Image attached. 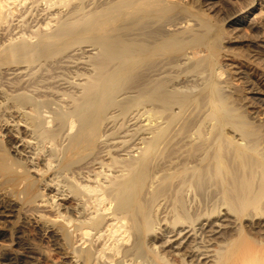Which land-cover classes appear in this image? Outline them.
Returning <instances> with one entry per match:
<instances>
[{
    "label": "bare ground",
    "instance_id": "6f19581e",
    "mask_svg": "<svg viewBox=\"0 0 264 264\" xmlns=\"http://www.w3.org/2000/svg\"><path fill=\"white\" fill-rule=\"evenodd\" d=\"M50 1L48 8L40 7L41 0H0V110L14 116L10 125L24 133L8 130L14 139L12 157L0 142V187L17 191L24 202L38 201L36 175L50 173L55 193L39 200L58 209L54 217L34 214L35 234L23 233V256L34 255V239L39 238L76 264H159L158 258L162 264H176L161 248L179 249L197 231L180 206L172 207L171 214L162 195L172 186L199 184L201 169L196 165L191 175L178 178L193 167L180 152L188 141L183 132L208 124L209 131L196 136L195 142L209 134L212 140L202 151L214 149L212 159L224 166V143L234 139L227 130L238 131L234 130V148L242 156L254 147L246 143L254 132L222 88L217 57L224 49L243 56L238 46H249L253 55L263 46L264 0ZM82 45L85 54L74 55ZM51 63L57 66L42 70ZM261 86L258 92L264 94ZM200 103L206 105L202 116L190 118L191 108ZM120 121L126 122L118 126ZM105 124L112 131H103ZM178 125L180 131L174 132ZM63 137L61 148L45 149ZM176 149L175 155L162 157L164 151ZM47 155L53 160L44 158L46 165L38 167L37 159ZM202 159L201 154L196 161ZM165 177L170 180L161 187ZM259 185L253 193L256 202L264 198V181ZM70 197L77 207L74 213L64 206L68 215L59 200ZM19 200L0 203V215L17 212ZM257 212L256 227L264 230V205ZM159 225H165L162 244L151 245L147 253L146 239ZM70 226L80 232L81 245L87 243L77 253L65 241L72 234ZM5 235L0 230V236ZM194 250L207 264L219 261L211 258L215 254L209 245ZM22 262L15 257L7 264Z\"/></svg>",
    "mask_w": 264,
    "mask_h": 264
},
{
    "label": "rangeland",
    "instance_id": "374dc122",
    "mask_svg": "<svg viewBox=\"0 0 264 264\" xmlns=\"http://www.w3.org/2000/svg\"><path fill=\"white\" fill-rule=\"evenodd\" d=\"M42 2L43 0H41L40 7L41 5H44V7L48 6V8L51 6L50 0H44L43 2L44 4ZM45 3H47V5ZM53 23H55V21H53ZM226 30L228 32H231V29L226 28ZM263 32H264V27L261 28V32H260L264 40ZM0 35L3 36L2 31H0ZM2 40L3 39H1L0 42ZM84 45L81 46L82 48H78L74 55L79 56L85 54L83 51ZM263 46H264V42H263ZM263 46L258 49L259 52L257 51L256 53L253 54L254 56L250 53L249 46H243V47L238 46L239 49L237 50L242 52L243 56L231 54L224 49L220 52V54L217 57L218 66L220 65L219 67L222 69L223 72L220 78L221 85L223 90L229 96V104L231 105L232 108L234 109L236 108L235 109L236 112L243 116V119L246 122V124L248 123L247 127L249 129L251 128V130L254 132L252 137L247 139L246 142L247 144L248 142H250V144L254 146L253 149H249L247 153V155L249 156L245 154L244 156H242L240 154L241 153L240 150L239 149L236 150L234 148L235 147L234 140L237 139V136L234 134V130L237 131L236 129H234L233 131L232 130L226 131V135H230L234 138L230 144L224 143L225 148L227 150L226 152L228 153H226V157L223 160L226 162L227 167L223 165V162H218L212 159L214 156V149L205 152L202 151L203 146H206L208 143H210V140H212V138L208 136L209 134L206 135L207 139L205 138L202 141L195 142L196 136L209 131L208 124L202 123L203 125L200 126H197V124H195L189 127L186 132H183L185 133V135L186 134L188 135L187 136L188 141H185L186 145L180 149V152L183 151L182 154L184 155V158L185 159L188 158L190 162L189 165L193 167L187 169L185 173L179 176L178 178L187 177L191 175L193 168H195L194 166L197 165V167L198 166L201 167L198 174L200 176V183L198 184L194 181V183L192 182L190 183V185L189 184L186 185L187 187L183 186L182 188H178V187L176 188L172 186L171 189L166 188L165 190L168 191L163 192L162 198L164 199L166 198V200L169 201V204L166 206L167 208H169V210H171V214H172V207L174 208V206L176 209H178L180 206V209L182 208L181 211L183 212L185 211V214L187 213L188 220L193 221L192 224H194V227L196 228L198 237L197 236L195 237V235L194 237L193 236L186 237L182 247L179 248L180 250L178 248H177L178 250L174 247L172 248L171 246L168 247L164 246L161 248L162 250L161 252L163 253V255H165V258L176 264H182V261L184 264H207V262H205V259L203 258L199 259V257L197 256L198 252H195L194 250L198 245H200L202 249L203 247L205 248L206 245H209V247L213 249L212 253L215 254L211 258L216 259V257H218L219 261H217V263H214V261H210L208 264L210 263L211 264L212 263L213 264H264V230H262L259 227H256L258 222L260 221V218L258 217V214L260 213H258L257 211L259 210L261 211V208L264 205V198H262L259 202H256L257 197L256 195H253L257 187L260 186L259 184L264 181V173H263L264 172L263 170L264 169V94L258 92V87L261 86L260 81L261 79L264 80V47ZM47 65H46L47 68L42 70H50L52 68H55L56 64L51 63ZM42 70H40V72L38 71L37 73L40 74ZM83 70L85 71V69H80L81 72H83ZM255 75L256 76L258 75L259 77L258 76L256 77ZM185 76L186 75L183 76L184 79L187 78V76L186 77ZM256 82L257 84H255ZM262 87L264 86H261L260 88ZM63 89L67 92L70 91L69 88L68 90H66L65 88ZM63 89L62 91H64ZM71 91L70 92L73 94L76 90L71 89ZM200 104L195 105L191 108L189 115L190 118H199L202 116L203 110L206 108V105H203V103ZM5 112L6 111L4 110H0V114H1L0 123H2L0 124V134H1L0 142L7 150L9 155L12 157L14 156V152H12L13 147L10 146L11 145L10 142L14 141V139L10 137L9 134L11 132L8 130L15 128V133L17 135H23L24 133H22V130H20V128L17 129L16 126L14 127L10 125L13 123V120H16V118L11 114ZM2 118L4 119V121ZM121 122L122 121H120L117 125L119 126ZM125 122L126 121H124L121 124V126H123ZM147 122L149 121L145 120L144 123ZM153 122H155V120H153ZM111 124H113V122ZM109 126L110 124L108 125L105 124L102 130L104 131L105 129H108ZM180 129L181 127H179L178 125L177 129H175L174 132H179ZM110 130L112 131V129L109 128L107 133H109ZM109 136H111L109 137V140L113 141L114 138H112V136L114 135L111 134ZM64 139H65L64 137L60 138L55 142V145L53 142H52L53 144H51V142L47 143L48 146L45 149L53 150V149L61 148L62 142L64 143L66 141ZM191 140H193L194 142H192ZM241 141H243L242 142L243 146H245L246 145L244 144L245 141L244 140ZM194 145L196 146V148H194ZM97 147L99 148V146ZM176 151L178 153L177 149L175 151L166 150V152L164 151V153H162L163 156L162 154L160 156L169 157L174 153L176 154ZM44 153L46 154L47 151H45ZM201 154L203 157L202 161L201 160L196 161L197 157H199V155ZM210 155L211 157H209ZM44 158L53 160V156H49V155H47V157L43 156L42 160L40 157L39 159H37V161H39L37 162L38 167H44L46 165V160H44ZM24 165L28 166V164L25 162ZM231 171L232 173L235 174H231L230 173ZM160 173L158 172L157 176L160 175ZM236 173H237V178H236ZM51 177L52 175L50 173L43 177L36 175L38 201L36 200L32 202H24L23 199L20 198L21 194L18 193L17 195V191L12 190L10 187L8 188L0 187V203L7 204L10 201H12L13 198L20 199L19 200L20 206L17 212L13 213L12 215H9L7 212L0 215V230L6 234L5 236H0V264H7L8 261H10V259L12 260L15 257L21 258V260L23 261L22 263L24 264H76L74 261H70L69 259L65 258L57 249L54 248V246L50 245L48 241L39 238L34 239V242H38L34 244L35 247L33 253L34 255H32V257H27V258L23 256V252L26 250L25 244L24 242H22L23 233L25 232L26 234L30 232L32 234H35L34 225L32 224V217L35 216L34 214H44L47 215L48 217H52V216L54 217V215H56V213L58 212V209L56 207H53L52 205L50 207L49 204L45 206L46 204H44L39 200L42 197V195L44 198L45 196L47 198L48 195H52L55 193L54 190L55 185L51 186L50 185L51 183H49L51 182L49 181ZM178 178L175 177L174 180H177ZM169 180L170 179L168 177H165L164 180L161 182L162 184L161 187L165 186L168 183L167 181ZM248 181L249 183L247 184ZM250 182H251V187L249 186ZM89 183L93 184V182H89ZM68 184L70 185V183ZM173 187L175 189H173ZM247 192L249 193L247 194ZM179 195L180 197H178ZM150 196L151 195L149 194V196H147L146 198L148 197L150 198ZM171 197L172 199L170 200ZM59 202L62 203L60 209L65 211V214L68 215L70 214V212L69 211L67 212V209H65L64 206L69 207V209H73V212L75 211L74 209H76L77 207L76 205L77 201H75L74 197L72 198L70 197L65 200H59ZM153 208L155 209L154 212L156 213V206ZM229 218L231 219L230 221H228ZM189 221L187 222L188 224ZM219 223H223V225L225 226H219V227L215 226L216 224ZM24 226L25 228L21 229V227ZM159 227L161 229L159 228L156 233H153L154 235H150V237L146 239L145 251L147 253L151 252L148 248L151 245L155 244V246L156 245L158 246L162 244L161 240L164 238V235L162 234L161 230L165 229V225H159ZM69 228H70L69 231H71L72 234H70V236L67 239H65V241L67 242L66 244L68 246V249L72 252L77 253V249H80L82 246H86L87 243L81 245L83 239L81 240L80 232L74 231L73 229L74 226H70ZM212 228H215L216 231L218 232H213ZM199 236L201 237L199 238ZM243 243L244 246L242 245ZM174 245L176 246L177 244ZM247 245L249 248L247 247ZM157 258L158 257H156V259ZM157 261L159 262V264H162L159 258L157 259Z\"/></svg>",
    "mask_w": 264,
    "mask_h": 264
}]
</instances>
